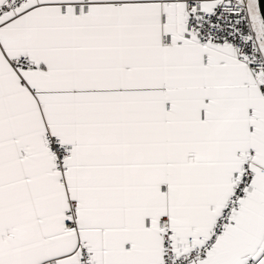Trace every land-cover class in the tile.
Instances as JSON below:
<instances>
[{"label":"snow or ice","instance_id":"snow-or-ice-1","mask_svg":"<svg viewBox=\"0 0 264 264\" xmlns=\"http://www.w3.org/2000/svg\"><path fill=\"white\" fill-rule=\"evenodd\" d=\"M0 264H264V0H0Z\"/></svg>","mask_w":264,"mask_h":264}]
</instances>
